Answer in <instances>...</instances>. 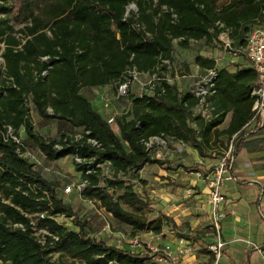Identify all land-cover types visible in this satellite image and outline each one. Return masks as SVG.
<instances>
[{"label":"trees","instance_id":"16d2710c","mask_svg":"<svg viewBox=\"0 0 264 264\" xmlns=\"http://www.w3.org/2000/svg\"><path fill=\"white\" fill-rule=\"evenodd\" d=\"M130 4H135L136 12H128ZM11 8L20 27L7 18ZM262 23L264 0H230L221 6L217 0H0V89L5 92L0 95V261L52 264L50 254L60 250L80 264H143L145 257L86 235L84 224L78 221L79 229L69 230L46 216L40 223L50 235L40 243L24 213L67 217L75 213L56 194L55 183L17 150H38L49 162L68 155L81 158L74 162V169L86 181L82 197L99 202L105 212L134 232L159 233L162 218L175 227L162 214L146 219L148 199L116 175L148 163H163L142 142L151 137L180 141L200 157H206L221 136L230 141L235 135L236 143L255 114L256 96L251 92L256 70L252 66H239L232 72L217 69L211 97L217 115L207 120L194 112L197 97L190 90L179 91L176 82H168L162 74L152 91L131 97L130 108L115 117V124L108 123L81 90L117 87L133 68L143 73L158 71L159 65L165 69L164 60L172 63L175 40L180 48H189L192 40L211 43L228 30L244 47L249 30ZM194 60L200 68L215 67L213 58L197 55ZM29 101L40 117L80 128L81 136L40 135L29 118ZM229 113L228 125L219 129ZM7 126L19 138L24 127L27 137L20 138L19 144L5 139ZM105 163L113 176L103 175ZM88 166L92 169L87 173ZM14 223H21L23 229Z\"/></svg>","mask_w":264,"mask_h":264},{"label":"rangeland","instance_id":"374dc122","mask_svg":"<svg viewBox=\"0 0 264 264\" xmlns=\"http://www.w3.org/2000/svg\"><path fill=\"white\" fill-rule=\"evenodd\" d=\"M229 1L217 0V5L221 6ZM7 3L10 7L12 6L10 1ZM127 10L128 12L130 10L136 12L137 8L135 4H130ZM13 15L14 8H11L7 18L16 27H20L13 20ZM176 43L177 41L175 40L174 49L179 50L180 48ZM227 43H230V45H227ZM239 45L238 41H234L230 37V31L228 30L221 32L211 43H206L204 39L199 41L192 40L190 47L183 52V55L175 57L176 59L172 61L169 68L167 67V69L163 70V66L159 65L158 71L161 74L166 72L165 74L173 80L177 78L186 79L182 78V75L191 72L190 67L195 69L194 57L199 54L200 49L202 53L217 58L219 67L222 65L230 66L233 64V59L239 56L245 58L246 56ZM2 64L3 61L0 60V67ZM134 75L135 78L133 77L131 83L130 95L119 97L116 87L113 85H110L109 89L102 93L103 102L118 110V115L116 116H120L127 111L126 107L131 103V97L140 96L144 92H148L146 88L148 87L147 84H149L150 75ZM92 106L94 109L97 108L94 103ZM32 117V122L35 123L34 127L37 129L41 128L40 123L42 121H47L38 118L36 113ZM225 125L226 122L223 121L218 128L221 129ZM58 131L56 126L49 125L43 135L45 137H56L61 134ZM62 131L69 137L73 135V137L79 138L82 134V130L74 133L73 131L69 132L68 129H62ZM153 140L148 150L153 158L163 161L162 164L148 163L140 169L128 170L125 173H118L116 176L131 183L142 197L148 199L150 208L144 212L146 219H154L159 214H162L174 221L175 227L165 218H162V231L159 233L152 230L134 232L130 226L119 222L105 212L99 202L84 199L82 192L78 190L82 174L74 169V162L76 161L74 155L51 161L55 162L53 164L46 161L38 150H27L22 153V156L27 158L35 169L43 167V175L55 183L56 194L65 203H69L72 206L76 219H74V216H69L66 220H59L67 229L77 231L79 227L76 221L83 223L86 235L145 257L143 264H196L198 257L214 242L216 232L212 228L211 214L207 212L202 198L199 197L202 193L200 187L202 185L201 179L197 178L196 175L193 176L190 172L196 173L200 171L205 173L213 169L217 160L216 162H208L207 159H219L223 155L225 145L229 142V139L225 135L221 136L219 142L215 143L212 149L206 151V157H200L195 149L180 141L161 137H156ZM124 146L128 149L126 144ZM102 170L105 177L113 176V172L107 163L102 165ZM198 183L201 184L199 185ZM66 185H71L70 192L65 190ZM110 191L113 192L112 189ZM119 193L120 191L116 192V194ZM181 237L192 243L191 252H193V255H189L184 261H181L183 260L182 253L176 246L177 239ZM164 243H170L173 246V251L177 253L175 260L164 258L159 261L157 259L162 254L160 249ZM151 247L156 248L152 249ZM157 248L158 250H156ZM50 260L52 264L81 263L79 259L73 258L67 252L60 250L53 251L50 254ZM0 264H3V262L0 261Z\"/></svg>","mask_w":264,"mask_h":264},{"label":"crops","instance_id":"0c3cea01","mask_svg":"<svg viewBox=\"0 0 264 264\" xmlns=\"http://www.w3.org/2000/svg\"><path fill=\"white\" fill-rule=\"evenodd\" d=\"M186 49L188 48L174 49L172 52V61L180 55H183ZM197 55L215 59L216 69L224 67L232 72L239 66H252L246 56L245 58L239 56L233 59V64L230 66L222 65L219 67L217 58L202 53L201 49ZM164 64L167 63L164 62ZM169 65L167 64L165 69L167 67L169 68ZM193 68L190 67L191 72L182 75V78H186L183 80L179 78L173 80L165 74L166 72H162V75L165 76L168 82H176L179 91H187L197 80L198 76L207 70L206 68H200L197 64L195 65V69ZM165 69L163 68V70ZM144 74H149V77L154 76L159 79L160 77L158 75L161 73L154 71ZM109 86L84 87L81 92L89 99L91 105L93 103L97 105L95 110L103 118L108 119L113 117L115 120L116 115H118V110L113 106L106 105L102 100V93L106 89H109ZM28 105L29 118L32 122V115L34 113L37 114V112L31 101L28 102ZM129 108L130 103L126 107V110ZM48 111L51 112V109L49 108ZM38 118L47 120L40 123L41 128L39 129L35 128V123L32 122L35 130L37 129V132L42 136H44L43 132L47 130L49 125L56 126L59 134L63 132L62 129H68L69 132L73 131V133L81 130L77 127H71L70 124L64 121L45 119L39 115ZM229 120L230 113L226 115L224 119L226 125L222 128L228 125ZM114 123H116V120ZM244 131V134L237 141L232 177L225 180L220 187L221 192L225 195V200L218 204V209L223 211L225 216L220 221L218 241L222 243V247L221 255L216 264H264V112H255L253 118L245 125ZM19 136L21 139L27 137L24 127L20 128ZM216 160L211 158L207 159L208 162H216ZM51 163L53 164L55 162ZM38 170L43 175L44 168L39 167ZM195 175L193 174V176ZM200 182L204 185L201 180ZM201 183L198 184L200 185ZM202 185L200 186L202 193L199 197L202 198L204 207L210 213L211 208L205 202L207 189L205 185L203 187ZM214 260V253L207 249L198 257L196 264H214Z\"/></svg>","mask_w":264,"mask_h":264},{"label":"built area","instance_id":"2783aa9c","mask_svg":"<svg viewBox=\"0 0 264 264\" xmlns=\"http://www.w3.org/2000/svg\"><path fill=\"white\" fill-rule=\"evenodd\" d=\"M228 44L230 45V43H227V45ZM242 49L245 52L246 57L249 59L252 67L257 72V80L251 92L252 95L256 96V100L252 109L254 110V112H264V23L258 26H253L249 30L246 35V43L244 47H242ZM0 60L3 61L1 56ZM164 62L169 64L168 60H164ZM127 73L129 75V78L119 82L116 87V91L119 97H126L129 95L133 77L135 78L134 74H144L143 72L136 71L134 68L128 70ZM43 74H45V72H43ZM216 77L217 69L215 67L209 68L203 74L198 76L197 80L189 89L198 99V103L195 107V113L201 115L206 120L210 119L212 116L217 115L214 114L215 107L213 106L211 100L212 95L215 93ZM149 79V84H147L148 87L146 89L148 91H152V89L155 87V81L157 80V78L151 76L149 77ZM1 94H5V92L1 91L0 89V95ZM107 121L108 123H113L115 120L113 117H110L107 119ZM5 137V139H13V141L17 144L20 143V138L15 136L11 126H7ZM156 137L158 136L151 137L147 141L142 140L147 149L152 145L154 141L153 139ZM234 137L235 135H233L232 139L229 141L227 148L223 151V155L219 159H217V162L215 163L213 169L205 173L199 171H197L196 173L190 172L191 174H196L197 176H199L207 189L205 202L211 208L210 214L212 219V228L216 232L214 242L208 246V249L214 253V264L217 263L221 255L222 243L218 241V234L220 229V221L225 216V213L218 209V204L225 200V195L221 192L220 187L225 180L232 177L233 162L235 159L236 151ZM89 141L93 145H98V143L94 139H89ZM17 152L22 156V153H20L19 149L17 150ZM75 159L77 162H81V158L75 157ZM91 169L92 168L88 166L85 172L88 173L91 171ZM85 185L86 181L81 180V183L78 185V190L82 192L85 188ZM65 190L67 192H70L71 185H66ZM24 215L29 218V225L32 233L42 244L45 243L44 236L50 235V233L48 232L46 227L40 223V220L45 218L46 216L54 219L58 223H60V219H67V216L62 213L47 215L46 212H39L32 214L24 213ZM13 226L23 229V225L21 223H14ZM176 246L177 249L182 253L183 260L181 261H184L185 258H187L189 255H193V252H191L192 243L187 241L185 238H178L176 241ZM151 248L153 249L156 247ZM156 250H158V248ZM160 250L162 251V254L157 258L159 261H162L164 258L175 260L177 253L173 251V246L170 243H164L163 247Z\"/></svg>","mask_w":264,"mask_h":264},{"label":"water","instance_id":"95a60500","mask_svg":"<svg viewBox=\"0 0 264 264\" xmlns=\"http://www.w3.org/2000/svg\"><path fill=\"white\" fill-rule=\"evenodd\" d=\"M237 144H238V142L236 143V145H235V146H237Z\"/></svg>","mask_w":264,"mask_h":264}]
</instances>
